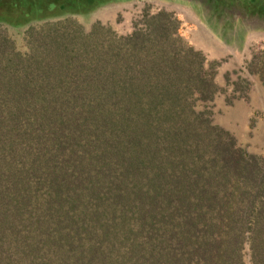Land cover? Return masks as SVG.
I'll use <instances>...</instances> for the list:
<instances>
[{
	"label": "trees",
	"instance_id": "1",
	"mask_svg": "<svg viewBox=\"0 0 264 264\" xmlns=\"http://www.w3.org/2000/svg\"><path fill=\"white\" fill-rule=\"evenodd\" d=\"M177 25L0 27V264H264V154L196 108L214 62Z\"/></svg>",
	"mask_w": 264,
	"mask_h": 264
},
{
	"label": "rangeland",
	"instance_id": "2",
	"mask_svg": "<svg viewBox=\"0 0 264 264\" xmlns=\"http://www.w3.org/2000/svg\"><path fill=\"white\" fill-rule=\"evenodd\" d=\"M159 10L176 19L184 40L214 62L218 91L196 108L207 109L211 122L237 145L263 155L264 92L244 66L264 49V0H53L31 11L10 4L0 8V27L20 42L30 24L74 17L85 28L98 21L123 35Z\"/></svg>",
	"mask_w": 264,
	"mask_h": 264
}]
</instances>
